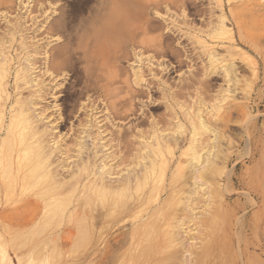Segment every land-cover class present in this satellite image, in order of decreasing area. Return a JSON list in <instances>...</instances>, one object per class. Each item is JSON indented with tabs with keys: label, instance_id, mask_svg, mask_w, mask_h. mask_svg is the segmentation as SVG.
Returning <instances> with one entry per match:
<instances>
[{
	"label": "rangeland",
	"instance_id": "rangeland-1",
	"mask_svg": "<svg viewBox=\"0 0 264 264\" xmlns=\"http://www.w3.org/2000/svg\"><path fill=\"white\" fill-rule=\"evenodd\" d=\"M99 1L100 0H0V40H1L0 41L1 42L0 43V45H1L0 49L5 48L4 51L9 50L10 52H12L11 55H12V57H14L12 64L14 65V67H16L19 62L24 61V60L19 59L20 54H23L25 56L31 55L32 57H30V58L32 60L31 59L30 60L32 61V63H33V61L38 60L39 58L41 60V62L39 60H38L39 62L35 61L37 63V65L39 66L38 67L35 63L37 68H39L38 72H40V73H38V75L41 73L45 74L44 72H45V69H47L46 65H47V61H48L46 58L47 57L46 55H50V56H51V54L54 55V56H51V58L52 59L56 58V59H54L55 61L52 60V62H53V64H55V63L57 64L58 62L60 63L61 61L63 63L65 58H62L61 60H60V58L64 57V56L66 57V54H68L67 52H69L71 50L73 51V54H71L72 53V51H71V53L69 55H67L70 57H71V55H73L71 57L72 60H70V57H66V59H68L70 62H72L73 66H71V64L68 60L67 61L65 60L64 61L65 64L64 63L63 64L61 63V64L66 68H63V66L61 67V64H60L59 67L62 69H60L58 67H57L58 69L57 68L55 69L56 70L55 73L57 72L55 75H57L58 77H56V76L50 77L49 74H46L45 76L44 75L42 76V74H41L40 76L42 78L39 76L40 80L45 79V80H47V82H49V80L52 79L51 82L54 81L57 83L56 92L57 91L58 92L56 93V95H50L45 100V105H48V106H46V108L47 107L50 108V109H48V108L47 109L50 111V113L52 111V116H53L52 118L53 119L55 118V120H56L55 125H56L57 129H56V131H53L54 133L52 132L51 136H53V138L56 137L55 138L56 140H60V139L63 140V139H65L66 134L69 133L67 135L68 136L67 139L70 138L68 140V142H71L69 145L72 146V140L74 142V139L77 138L76 136H80L81 134H83V133H81V132H83V129L86 130V127H88V130L90 129L89 124L87 122V116H86V114H87L86 111L88 109L86 107L89 104L83 103L84 105L82 106V102H89V101L91 102V100H94L93 98L96 99L98 97L97 93H95V91H93V90H90L89 93H86L82 90H85V87H88V86L94 88L95 84H97V83L98 84H105L109 80L111 82L115 80L116 86L119 87V92H121V93H119V95H120L119 101L121 100L120 101V103L122 105V106L120 105L121 108L124 106V108H122V110H128V106L130 105L129 108H133L132 111H134V110H136V111L132 115H130L131 114L130 112H128L127 114L122 113L123 116H126V119H125V117L122 116L115 121L116 126L119 125V126H117V127H119V129L121 128L122 130H124L123 128H125L126 130L119 131L117 133L119 137L116 136V140L114 142L119 140V138L120 139L123 138L122 140H124V137H125L126 140L123 141L124 143H125V141H131L133 139L132 141H134V142H128V143L126 142V143L129 144L128 146H130V143H131V145H132V143H134V144L132 145V148H131V146L127 147V146L123 145L122 140L117 141L118 144L114 143V146L111 149L114 150V147L116 148V146L117 145L118 146L114 151L112 150L114 155L112 154L113 158L112 157L111 158L113 159V161L114 160L117 161L116 164L118 166H121L118 164V162L120 163V159H121V162H123V163H120V164H122V167H119V169H118V166H116L117 168L115 167L117 169V171L115 169L114 172L120 171V173L116 174L112 171V173H113L112 177H115L113 175H117L116 177H120L119 175L126 173L125 171L127 170L128 167L125 168V166H127V165L129 166V164H127L126 161H128V163L131 162L130 164L132 166L136 165L137 170H140L139 168H141V167H139L140 165L138 163L140 160V157L138 158V156H140V154L137 152L138 150L141 151V149H139L141 145L140 146L138 145L140 142L139 135L142 133L140 131H143V134L145 133L144 136L146 138H148V137L150 138L152 135L151 133H154V131H149V127L151 126L149 122L153 119L160 121L159 122L160 124H162L161 122H163V124H164V122L166 121L165 124L163 125L165 127L160 125L161 127H163V129L164 128H166L165 130L168 129L167 131H164L166 139L161 138L160 141L162 143V141L164 140V142L162 144L164 146H165V144H167L165 147L168 146L166 148L167 149L166 152H171V153H168L170 155H168L166 153V155H165L166 160L164 161V166L166 169H168V172L171 176L172 172H173V174L177 173L178 165H181L183 167L182 171L184 169V172H188L191 169L190 164H188L191 160V156H190L191 155V151H190L191 140L190 139H192V137L190 138L189 136L190 135L192 136V131H190V129L193 128V126H192L193 125L192 124V118L194 117L193 115H197V113H198V111H197L198 110V105H197L198 103L197 102H199V101L203 102L204 109H205L203 112V115H205L204 117H205L207 123L210 126H212V128L217 126L218 129L220 130V131H218V133L220 134V132H221V134H222L221 136L218 135L219 139L217 138L218 140H216V144L211 143L212 148L214 147L213 148L214 150H216V149L218 150V151L216 150L218 152L217 153L218 155H221V153L223 152V154H222L223 156L222 155L219 157L217 156L218 157L217 158L214 155V156H212L214 158V160L211 157L212 160H211L210 166H214V167L213 168L209 167V165H208V167L212 170V172L214 171L213 174L215 175V177H213L214 175H212V173H210L211 170L209 168H207V169H209L210 172L207 171L208 173L207 172L204 173V176L206 174V178H208L210 176L208 178V180L211 178V180L214 181V185L211 183V185L214 186L212 188H210L211 185H209V182L211 180L208 182V180L204 177L203 179H200L201 184H203L202 181L204 180L205 184H203L204 185V186H202L203 188L200 187L198 190H196L195 189L196 187L194 188L195 185H193L194 183L191 182L193 180L192 169H191L192 172L189 171V172H191L190 175L188 173H186L189 177L188 178V185H187L188 191L190 192V190H194L193 193H195V194L197 192V194H196V197L198 198L196 200L197 202H199L198 200H200V198H203V197L207 198L208 196L205 195L207 192L211 193L212 196L214 195V197L209 196V198L206 200L203 198L206 202L203 199H202L203 201L200 200V201H202V202H200L201 203L200 206L198 205L199 203H197L195 201V203L197 204L194 206V207H196L195 209H198L199 211L202 210V212H204V210H205L204 214L201 211H200L201 213H198V214H200V216L202 215L201 217H199V219H201V222H202V220H206L205 224L203 226L201 225L202 230L203 229H206V230H203V231L195 230L196 227L198 229H200V226H195L197 224L195 221H194L195 223H193L194 219L191 221L192 224L190 223L189 219H190V217L192 218V216H190V214H192V212L188 211L187 212L188 214H187L186 211L183 212V210H181L182 208L178 209L179 213L186 217V218H184V221L188 220L187 223H189V225L191 226L190 227L185 222L188 225V227H186L187 225H184V228L187 229L188 233L190 232V234H192V236H193V239H190L191 235L184 233V235H187V237L189 238V239L186 238V240H184V242H186V244L188 246H189V243H190L191 247L194 246V247H192L193 251L194 250H196V251L194 252L195 254H193V259L195 258L196 252L198 250L197 245H199V248H200L202 246L203 242H206V243L210 242V244L208 243V245L211 248L208 251L207 256L204 257L205 261L203 262V264L204 263L205 264H208V263L209 264H213V263L216 264L218 262H219L218 264H229L230 262H231L230 264H250V262H251V264H258V263L264 264V208H263L264 202L261 199H259L256 195V190H260L264 186V184H263L264 183L263 182L264 181V158H263L264 157V144H263V142H264V128L262 125V124H264V0H179L181 3L176 2L175 0L174 1L173 0H109L111 2V3L109 2L110 4L107 2L108 0L107 1L103 0L104 3L107 2L108 5L106 3L102 4L103 1L102 2L101 1L99 2ZM98 3H99V5H98ZM177 3H179V4H177ZM103 5H105V6H103ZM96 8H98V11L96 10ZM103 8H108L109 10H105V9L102 10ZM99 9L101 11H99ZM93 10H94V13H92ZM91 13L95 14V17ZM94 18L97 19V22H98L97 24H96V19H94ZM84 19L85 20L87 19V20L85 21ZM59 21H61L60 22L61 26H59ZM125 21H130V24L126 25L124 23ZM145 21L147 22L148 25L144 24V23H146ZM224 22L227 25L226 24L224 25ZM87 23L89 25H87ZM149 23H150V25H149ZM15 24H16V26H15ZM20 24L22 25V27ZM23 24H24V26H23ZM56 24L59 26V28H57L58 26L57 27L55 26ZM81 24H84L86 26H84V25L80 26ZM101 24H103V25H101ZM63 25H65V26H63ZM223 25L226 28L223 27ZM86 27H87V29H85ZM90 29H91V31H89ZM212 29H214L215 31L217 29V31L212 33L211 32ZM22 30H23V32L21 33ZM147 30H148V32H147ZM11 31H13L16 34L12 33ZM99 31H100V34H99L100 38L98 39L95 36L99 33ZM83 32L84 33L86 32L85 36H84ZM144 32H146V33L144 34ZM217 32H218V34H217ZM214 33H216V34L214 35ZM82 34L84 37L89 35V38L87 37L88 39L85 38L87 41L84 39ZM26 36H27V38H26ZM90 37H91V39H90ZM122 37H127V38L131 37L132 39L134 38L136 41V44L133 43L132 45H129V41L127 42L126 38L124 39L125 41L123 43L121 42L119 44L118 41L120 39H122ZM136 37L138 39H136ZM23 38L26 40V42L23 41ZM93 39L96 40V42ZM4 40H5V42H4ZM29 40H32V41L29 42ZM146 40H147V43H146ZM33 41L35 44L31 43ZM138 41H139V44H137ZM24 42L30 43V44H25ZM89 42H90V44H89ZM107 42H109V43L107 44ZM164 43H165V45H164ZM20 44H22V47L20 46ZM31 44H32V46H31L32 48L30 47ZM65 44H67V45L65 46ZM91 44H93L95 47L91 48V46H92ZM153 44H154V46H153ZM137 45L138 46L140 45V46L138 47ZM163 45H164V49L162 48ZM25 46H26V49H25ZM64 46H65V48L67 47L66 49H68V47H69L71 50L68 49V51H66ZM101 48L110 49L109 56L111 57V59H110L111 63L107 69H106V67H104L102 65L101 61L99 62L97 60V58H95V61L97 60L98 63L94 62V61L91 62L92 57H90L91 59L88 58L90 55L89 53L94 52L95 50L101 49ZM123 48H125V49H123ZM21 49L23 51L22 53L20 51ZM63 49H65L64 51L66 54L62 51L64 54H60L61 57H59L60 55L58 54L59 56L57 59L56 54L58 53L59 50H63ZM161 49L166 50V52L165 51L163 52L164 55H163V53H160ZM36 50H38L40 52V54H38V51H36ZM85 50H87L86 53L87 52H89V53L85 54ZM33 51H36L34 53L36 55H34L32 53ZM128 51H131V52H128ZM117 52L119 54H116ZM122 52H124V53H122ZM127 52H128V54L126 56ZM156 52H158V53H156ZM159 53L161 55H159ZM123 54H125V55H123ZM129 54L132 56H130ZM17 55H19L18 60H17ZM86 55H88L87 58L89 60L85 57ZM117 56H118V58H117ZM34 58H35V60H34ZM52 62L50 61L51 64H52ZM66 62L69 66L66 64ZM75 63H77V64L75 65ZM88 63H90L91 65ZM226 63L228 66L226 65ZM149 64H151V65L153 64V66H151ZM40 65H41V67H40ZM74 65L76 68L74 67ZM88 65L89 66L94 65L96 67L98 66L99 68H96L94 66H92L93 68L92 67L90 68V67H88ZM116 65H117V68H116ZM229 65L232 66V68ZM42 66H44V67L42 68ZM53 66H55V65H53ZM87 67L90 68L91 70L96 68V72H94L95 69L90 72L89 71L90 69H88ZM100 67H101V70H100ZM139 67L142 71L143 70L144 71L149 70L147 72L143 71L144 75H145L144 78L146 80L142 83V87H141V85H137L135 83L133 84L131 82V80L133 81V79H134V76L132 78H131V76L134 75L135 69L136 68L139 69ZM227 67L229 69L231 68L230 70H233V71L228 70ZM40 68H42V69H40ZM145 68L147 70H145ZM43 69H44V72L42 71ZM97 69H99L100 71ZM151 69H155V72H154V70L150 71ZM118 70L121 74L120 76H119ZM133 70H134V72H133ZM234 71H235V74H233ZM92 72L94 74H96L98 79L96 78V76H93ZM148 72H149V74H148ZM227 72H228V74H227ZM231 72H233V73L231 74ZM130 73H132V74H130ZM236 73H237V75H236ZM98 75H102L104 78H102V76L98 77ZM234 75H235V78H233ZM46 76H48V77H46ZM129 76H130V79H129ZM146 76L148 79L146 78ZM227 76L228 77L231 76L230 77L231 79H229ZM237 77L239 79H237ZM120 79L123 81L120 82L119 81ZM94 80H95V83H94ZM97 80H98V82H97ZM99 80H102V81L105 80V81L100 82ZM237 80H239V81H237ZM127 81L130 82V85L127 84ZM133 85L134 86L137 85V87H136L137 91L136 92H135L136 88ZM124 86L125 87L127 86V87L125 88ZM57 87H59V88H57ZM78 88H79V90H78ZM120 88L121 89L124 88L126 90L123 89V92H122V90ZM168 88H170L171 92L174 93L175 98L173 100L177 101L178 103L180 102V104L176 105V104H174L173 100L172 101L170 100V99H172V97H170V90ZM59 90H62V91H59ZM70 90L72 91L71 93H70ZM128 91H130V92H128ZM59 92H62V93H59ZM79 92H80V94H79ZM63 93H65V94H63ZM67 93H68V95H67ZM83 94H84V97H83ZM133 94H135V95H133ZM78 95H80V96H78ZM88 95H89V97L90 96L91 97L89 98ZM68 97H70V98H68ZM74 97L78 102L76 100H73ZM80 97H82V98H80ZM67 99L68 100L70 99L68 101V104H67ZM126 100H129V103L130 102L131 103L129 104L128 101L125 103ZM75 101H76V103L74 104ZM70 103H72V105ZM77 103H79V105ZM73 105H74V107H72ZM76 105H78V106L76 107ZM70 107H72V109L74 110V113H73V110L70 109ZM75 107H76V111L74 109ZM68 108H69V110H68ZM84 108H86V109H84ZM216 109H218V111H216ZM221 109H223V110H221ZM188 110L193 115H191L188 112ZM214 110L216 111V114H215ZM219 110H221L222 112H220ZM80 111H82V112H80ZM104 111L105 110L103 109L102 114L104 113L103 115H105V114L107 115V113ZM67 112H68V114L72 113V114H69V116L72 115L73 117L72 116L68 117ZM83 112H84V115H83ZM175 112L182 114V116L180 114V116L182 117V123H183L182 125L185 126V127H183V129L177 128L178 124H176V122H175L176 120L173 119L174 118L173 115L175 114ZM63 113H65V114L63 115ZM80 113H82V115ZM218 113L219 114L222 113V114L219 115ZM225 113H227V114H225ZM229 113H230V115H229ZM188 114H190V115H188ZM224 114L227 116H230L232 118V120H229L228 124H227V122H222L224 119L221 116L222 115L224 116ZM60 115L63 119L60 117ZM77 115H78V117H77ZM64 116H65V118L67 117L69 120L67 118H66L67 119L66 120L64 118ZM185 116H186V118H185ZM216 116H218V117H216ZM80 118H83L84 120L82 121V119H80ZM171 118H172V120H171ZM213 118H214V121H213ZM224 118H226V116H224ZM77 120H78V122H76ZM85 120H86V122H85ZM168 120H169L170 125H168ZM219 120H221L222 124L219 123L220 122ZM60 121H61V123H60ZM81 121H82V123H81ZM141 121H145L146 124H144L143 122H142L143 124L140 126L135 124V123H140ZM83 122H85L86 126H83V125H85ZM117 122H118V124H117ZM171 122H172V124H171ZM65 124H67L68 126ZM198 124H199V122H198ZM198 124H197V127H199ZM64 125L67 127H65ZM166 126H169V128ZM131 127H132V129H131ZM144 128H145V130L147 128L148 131L147 130L144 131ZM175 128H177V129H175ZM71 129H73V130H71ZM76 129H77V131L79 129L80 132L78 133L76 131ZM127 129H128L129 133L126 132ZM130 129L132 130V132ZM150 129H151V127H150ZM74 130H75V132H74ZM187 130H189L190 132H188ZM180 131L183 132L184 134L182 133L183 134L182 135ZM57 132L58 133L60 132L59 133L60 135ZM109 132H111V131H107L108 137L110 136ZM209 132H203L204 137L202 135L203 133L201 132L202 139L204 140L203 144H208V145H205L206 147L202 145V148H203L202 150L203 151L207 150L208 153L212 149L209 142L211 140H213L212 137H214V135H215L214 131H211V133H209ZM63 133L65 136L61 135ZM166 133L170 136L167 137ZM73 134H77V135H74L75 137H73ZM129 134H131V135L129 136ZM146 134H148V135L146 136ZM180 134H181V138H180ZM259 134H260V136H259ZM69 135H70V137H69ZM120 135H126V136L122 137ZM172 135H174V137H176V138L174 139V137ZM210 135H212V136H210ZM255 135H256V137H255ZM127 136H129L128 137L129 139L131 137H133V138L131 140H128L126 138ZM257 136H259V137H257ZM71 137H73V139ZM170 137H173V138L170 139ZM177 137L179 139L176 142ZM222 137H223V139H222ZM206 138H208V139H206ZM67 139H65V142H67L66 141ZM89 139H87V145L90 146L91 140H89ZM109 139L110 140H108V142L111 141L110 137H109ZM173 139H174V141H173ZM205 139L207 140V142ZM220 139H222V140H220ZM217 141H219V142H217ZM68 142H67V144H68ZM120 143H121V145H120ZM135 143H137V145ZM217 143H218V145H217ZM115 144H117V145H115ZM174 144H175V146H174ZM122 145L124 146L123 147L124 149L127 147L126 151H125L126 154L124 153L123 148H121ZM187 145H188V147H187ZM248 145L251 147H248ZM109 146L111 147V145H109ZM133 146L135 147V150H137V151L134 150L135 153L132 150V149H134ZM216 146H219V148H217ZM119 147L123 151H121ZM200 147H198L199 150L201 149ZM204 147L206 150H204ZM208 147L210 148V150ZM220 148H222V149H220ZM169 149H170V151H168ZM171 149H173V151ZM246 149H248V152L246 151ZM85 151H87V153L90 152L87 149ZM127 151H128V153H127ZM73 152H75V151H73ZM129 152H130V154L133 153L134 155L133 156L130 155ZM87 153L85 152V154H84V155H86L85 156L86 158L84 157V155H81V156L85 159V161L89 160V163H91L93 165L94 164L93 162L95 161V159L94 158H93V160L91 158L88 159ZM75 154H77V153L75 152L72 154V151L70 153V155L73 157L71 160L72 162H78L80 160V158L78 160H76L77 157ZM123 154H124V156L125 155L126 156L123 157ZM127 154H129L130 156ZM135 154H136L137 158L134 157ZM215 154H216V152H215ZM127 156H129V158ZM121 157H123L124 159ZM127 158H128V160H125ZM158 158L161 159L160 157H158ZM129 159L130 160L132 159L133 161L134 160L136 161V159H137V161L135 163L132 160L130 161ZM81 160H83V159H81ZM181 160H183V161H181ZM110 161L112 162V160H110ZM212 162H215L216 165H214V163H212ZM256 162L258 163L257 165H256ZM217 163H218V165H220L219 168H217V166H218ZM254 164H255V166H254ZM56 165H57V163L55 165H53L52 167L55 168ZM131 165L129 166L130 168L132 167ZM250 165L254 166L253 170H250V168H251ZM123 166H124V168H123ZM134 166H133V168H135ZM4 167L5 166H2L1 168L3 169ZM57 168H58V166H57ZM214 168L216 170L217 169L218 170L215 171ZM122 169H124L123 173H121V171H123ZM219 169L221 170V172L219 171ZM245 173H246V175H244ZM186 174H185V176H186ZM255 174H257V175L255 176ZM140 175H142V174H140ZM150 177H152V175H150ZM254 177H255V180H254ZM252 180H254V183ZM136 181H137V179H136ZM165 181H166V185H167L166 188L170 191L171 185H169V183H170L169 178H166ZM251 181L253 184L249 183ZM206 182H208V183H206ZM2 183L0 182V185H1L0 186V189H1L0 190V200H1V202H0V215H2V213H8V210L12 211L14 209H18V211H13L11 213V214L15 215V216L11 215V217L12 218L14 217L15 220L19 219V220L25 221V218L27 217V221H29L28 217L31 215L32 216V218L30 216L31 221L35 220L37 222H42V220L45 218L46 215L41 217L42 220H40V216H41V214L42 215L44 214V212H43L44 210L37 209V208L42 206V205L44 206L46 204V202H48L47 199L52 197V196H50V194L47 195L48 192L45 193V192L41 191L40 189H33V190L30 189V190H27L28 192L26 191L23 194L21 192H18L17 195L10 197L5 193V189H2ZM215 183L219 185V188H221V190L219 188L217 190L219 192L221 191L220 193L215 192L216 191ZM70 184H72V186H73L74 183L70 182L68 185H70ZM206 184L209 185V188H207L208 185L206 186ZM221 184H222V186H221ZM192 185H193V187H192ZM72 186H70V188L67 187L70 190H67L65 192L66 193L69 191L71 192V190L73 188ZM152 187H154L153 190L156 187V185L154 184L153 181H151L149 183V186L146 188L147 190L146 189L143 190L144 191L143 195L145 196V200L148 198L147 196L149 194H151L149 191H150V189H152ZM206 188L209 191L206 192L205 191ZM156 189H158V188H156ZM210 189H212L213 192H210ZM214 189H215V191H214ZM185 190L187 191V188H185ZM38 191H39V193H36ZM40 191H41V193H40ZM159 191L163 192L161 189L160 190L158 189V192ZM202 191L204 192V194L202 193ZM154 192H155V190H154ZM198 192H201V194L199 193L201 196L198 194ZM216 193H217V195H216ZM222 193H224L223 198H222ZM36 194H37V196H36ZM39 194H43V195H40L41 197L43 196L42 197L43 199L42 198H41V200L38 199ZM44 194H46L47 197ZM64 194L65 193L61 194L63 196L62 198H64L65 196L68 197V195H64ZM34 195L40 201L39 203H38L37 199H35V200L31 199V198H35V197H33ZM159 195L161 198L162 197L164 198V199H161L163 201L167 198L168 194L159 192ZM197 195L200 196V198ZM215 195L217 198L215 197ZM4 196L6 197L5 198L6 201L4 200ZM48 196H50V197H48ZM218 198H220V200ZM221 198L223 199L222 201H221ZM33 200L35 202L37 201L36 203L38 205L36 203H33ZM44 200H46V201H44ZM28 201H29V203L31 202V205H32V203L34 205H36V208L33 211L34 213L32 212V214L29 211L31 207L28 205L29 204ZM207 201L209 202V204H212L214 202L215 205L212 204V207H211V205H209L207 203ZM254 201L255 202L257 201L256 204L254 203ZM16 202H17V204H16ZM44 202H45V204H44ZM7 203H9V204H7ZM40 203H42V204H40ZM75 203L70 204L71 206H69L68 203H66L67 205L65 204L64 207L62 205H60L64 208V209H62V207H61V210L65 211L66 207H69L71 209L76 210V208L78 209L79 205L78 204L76 205ZM205 203H207V205L209 206V207H207V209H206ZM225 203H227V205ZM18 204H20V205H18ZM26 204L30 207V208L28 207L29 209L27 208ZM218 204L220 205V207ZM221 204H222V207H221ZM228 204H229V206H228ZM73 205L74 206L76 205L78 207L75 206L76 207L75 208ZM20 207L27 208V210L21 209ZM216 207L219 208V211L221 212V214L216 209ZM229 207L233 208V209H230ZM208 208L210 210L212 209L213 211L212 210L209 211ZM58 209H59L58 213L62 212L60 210V208H58ZM58 209H56V211ZM94 210H96V211H94ZM94 210H87V212L91 211V214H92V212H94L92 215H90L92 217V218L90 217V220L93 219L95 221L94 218H96L97 221L93 222V224H91V226L93 225L92 227H94V225H96L94 230H92L91 227H88L89 232H93L94 234L89 235L90 236L89 240H91V239L92 240H91V242L89 241L86 245H84L83 246L84 248L82 247L83 249L81 247H76V245H77L76 241L78 242L80 238L75 237L76 232H77L75 229H77L78 227L76 226L77 228H75L74 223L71 224L69 222L67 225V222H66V224L64 223L63 225H61L60 227H58L55 230V232H59V233L62 231V233H60V239L59 240L63 241L62 239H65L64 241L67 244L66 245L64 241H63L64 244H62L63 242L59 243L60 241L58 240V244L60 246V252H61V255L63 256L64 260H72L71 261L72 264H77V263H79V264H81V263L82 264H92L93 262H94L93 264H98L99 262L101 263L103 261V259H106L108 257V254L110 256V253H108L110 250H112V249L116 250L117 248H119V250L121 249L122 251H124L128 248V244L130 242L128 240H130V238H131V236L129 237L130 232L128 233V231H131V229L133 227L132 224H133V218L134 217H131L132 215L130 213H126V214H123L124 216L121 215V217L119 216L116 219H114L113 221L112 220H105V223H104V220L102 218L103 212L100 211V209L98 210V208L94 209ZM198 210H196V211L199 212ZM222 210H224V211H222ZM196 211H195V213L197 214ZM232 211H233V213H232ZM40 212H42V213H40ZM206 212L211 213V215L207 214ZM230 212H231V217H230ZM97 214H99V216H97ZM203 215L206 217H204ZM207 215L209 218L207 217ZM188 217H189V219H188ZM218 217H219V219H218ZM138 219H140V218H138ZM216 219L220 223H218L217 221L214 222ZM10 220H12V219H10ZM38 220H40V221H38ZM93 220H91V222ZM252 220H255L254 224H253V222H251ZM98 221H99V223H98ZM131 221H132V223H131ZM230 221H231V223H230ZM240 222H242V223H240ZM251 223L253 225H256V227L253 228V225L251 227ZM105 224H107V226ZM217 224L219 226H217V229H215ZM69 225H71V227L66 228ZM102 226H104L105 229ZM192 226L195 228H193ZM106 227H107V229H106ZM130 227H131V229L129 230ZM70 228L72 230H70ZM100 228L102 230L101 231L102 236H100L101 234L100 235L98 234V232L100 233ZM157 228H158V223H157ZM218 228L220 230H218ZM189 229H191V231H189ZM210 229H211V231H210ZM212 229L217 231L216 237L214 236L215 232L212 231ZM64 230H66V231L64 232ZM74 230H75V234L72 233V232H74ZM105 230H107V231H105ZM254 230H256V232H258V233L255 232V235H253ZM69 231H70V233H69ZM196 231H198V232L200 231V233H198ZM204 231H207V232L205 233ZM218 231H219V233H218ZM125 232H127L129 235H127V233H125ZM223 232H225L224 235H223ZM238 232H240L241 234ZM120 233H122V234H120ZM195 233H198V234L195 235ZM201 233H204V234H201ZM0 234L6 235V233L2 230L0 231ZM69 234H71V235H69ZM123 234L125 236H128L129 238L128 237L125 238V236ZM199 234H200L201 238L199 237ZM211 234H213V236ZM238 234H239V236H238ZM225 235H226V237H225ZM234 235H235V238H234ZM121 236L124 238H122ZM223 236H224V238H223ZM71 237L73 239H71ZM97 237L98 238L101 237V239H99V241H98ZM175 237H179V236L177 235V236H174V238ZM194 237H196V238H194ZM202 237H203V239H202ZM210 237H211V239H210ZM253 237H255V238H253ZM77 238H79V239H77ZM118 238H119V240H118ZM230 238H232V239H230ZM241 238H242V240H241ZM257 238L260 241H257ZM70 239H71V241H70ZM115 239L118 240L119 243H118V241L116 242ZM126 239H127V241H125ZM122 240H124L127 243L123 242ZM152 240H153V237L151 238V241ZM190 240H191V242H190ZM72 241L75 242V244H76V245L74 244L75 247L73 246ZM97 241L99 242L98 243L99 245L101 244L100 246L96 243ZM100 241H101V243H100ZM180 241H182V239H180V238L176 240L177 247L179 249H181V247L183 248V241H182V245H179V244H181ZM107 242H109V243H107ZM200 242H202V243H200ZM222 242H224L225 245ZM110 243L112 246L110 245ZM115 243H117V244H115ZM122 243L124 246L121 245ZM227 244H228V246H227ZM113 245L116 249L113 247ZM119 245H120V247H119ZM72 246L74 247V249L78 248V251L81 248L79 252L77 250H74L75 252H73V254L77 253L76 254L77 257H76V255L74 256L73 254H71L73 251ZM95 246L96 247L98 246V247L96 248ZM121 246H122V248H121ZM238 246H239V248L240 247L241 248L239 249V252L237 253ZM70 247H72V249ZM93 247H95V248H93ZM66 248H67V250L65 252ZM90 249H91V251H90ZM107 249H110V250H107ZM70 250H71V252L69 255H73L72 257H70L69 255H68L69 257L67 256V254ZM83 250H84V252H82ZM215 250H216V252H215ZM228 250H229V253H228ZM9 251H10V254L12 257L11 263H13V262L18 263L19 259H18L17 253L12 249H9ZM82 253H83V255H81ZM87 253H88V256H87ZM89 253H91V254H89ZM79 255H81V256L79 257ZM210 255L212 256V258ZM217 255L219 257H217ZM208 256H209V259H208ZM256 256H257L258 260H260L261 262L257 261ZM86 257H88V258H86ZM171 258H172L171 256L168 257L169 262L174 263L176 260H173ZM217 258H219V259H217ZM230 258H231V260H230ZM216 259H217V261H216ZM186 263L189 264L188 262H186ZM0 264H9V263H4L0 260Z\"/></svg>",
	"mask_w": 264,
	"mask_h": 264
},
{
	"label": "bare ground",
	"instance_id": "bare-ground-1",
	"mask_svg": "<svg viewBox=\"0 0 264 264\" xmlns=\"http://www.w3.org/2000/svg\"><path fill=\"white\" fill-rule=\"evenodd\" d=\"M101 2L103 0H100ZM99 1V2H100ZM107 1V0H106ZM174 1V0H173ZM176 2H180L179 0H175ZM108 3L110 2L109 0L107 1ZM105 2L107 5L108 3ZM104 1L102 4H105ZM111 3V2H110ZM109 3V4H110ZM181 3V2H180ZM101 4V3H100ZM179 4V3H177ZM185 4V3H184ZM99 5V3H98ZM106 5V6H107ZM105 6V5H103ZM102 7V6H101ZM100 7V8H101ZM109 10L108 8H103L102 10ZM96 10L98 11V8H96ZM99 11H101L99 9ZM96 12V11H95ZM94 13V10L93 12ZM91 13V14H92ZM102 13V12H101ZM100 14V13H99ZM98 14V15H99ZM94 17H95V14H92ZM104 16V15H103ZM98 17V16H97ZM96 17V18H97ZM106 17V16H105ZM224 17V16H223ZM94 18V19H96ZM104 18V17H103ZM85 20V19H84ZM87 20V19H86ZM85 20V21H86ZM224 20V19H223ZM64 21V20H63ZM62 21V22H63ZM60 22L59 21V26L60 25ZM84 22V21H83ZM89 22V21H88ZM101 22V21H100ZM146 22V21H145ZM22 23V22H21ZM64 23V22H63ZM97 19H96V24H97ZM102 23V22H101ZM126 25L127 24H130V21H125L124 22ZM65 24V23H64ZM100 24V23H99ZM145 25L147 24L144 23ZM223 24V23H222ZM226 23L224 22V25ZM21 25V24H20ZM66 25V24H65ZM63 25V26H65ZM84 24H81L80 26H82ZM87 25H89L87 23ZM91 25V24H90ZM103 25V24H101ZM148 25V24H147ZM150 25V23H149ZM223 25V27H225ZM227 25V24H226ZM16 26V24H15ZM24 26V24H23ZM56 27L58 26L57 24L55 25ZM59 26L57 28H59ZM86 26V25H84ZM22 27V25H21ZM55 27V28H56ZM148 27V26H147ZM149 28V27H148ZM226 28V27H225ZM22 29V28H21ZM87 29V27L85 28ZM89 29V28H88ZM145 29V28H144ZM147 29V28H146ZM225 30V29H224ZM91 31V29L89 30ZM143 31V30H142ZM217 31V29H216ZM214 29L211 30V32H216ZM12 33H14L13 31H11ZM23 32V30L21 31V33ZM94 32V31H93ZM148 32V30H147ZM20 33V34H21ZM86 33V32H85ZM85 33L83 32L84 36H85ZM146 32H144L145 34ZM222 33V32H221ZM16 34V33H14ZM82 34V36H83ZM97 34V33H96ZM100 31L99 33L95 36L96 38H100ZM216 33H214L215 35ZM218 34V32H217ZM137 35V34H136ZM11 36V35H10ZM30 36V35H29ZM28 36V37H29ZM83 36V37H84ZM14 37V36H13ZM25 37V36H24ZM31 37V36H30ZM89 38V35H87L86 37H84V39H88ZM92 37V36H91ZM90 37V39H91ZM138 37V36H137ZM136 37V39H138ZM27 38V36H26ZM95 38V39H96ZM127 39V42L129 41V45H132L133 43L136 44V41L135 39L133 40L131 37H122V39H120L118 42L119 44L122 42H124L125 40L124 39ZM30 39V38H29ZM85 39V40H86ZM145 39V38H144ZM147 39V38H146ZM18 40V39H17ZM94 40V39H93ZM1 41V40H0ZM8 41V40H7ZM10 41V40H9ZM23 41L26 42V40L23 38ZM32 41V40H29V42ZM87 41V40H86ZM96 42V40H94ZM3 42V41H2ZM5 42V40H4ZM3 42V43H4ZM24 42V43H25ZM126 42V43H127ZM157 42V41H156ZM155 42V43H156ZM1 43V42H0ZM9 43V42H8ZM22 43V42H21ZM31 43H34L31 42ZM37 43V42H36ZM68 43V42H67ZM70 43V42H69ZM92 43V42H91ZM109 42H107L108 44ZM146 43H147V40H146ZM158 43V42H157ZM5 44V43H4ZM25 44H30V43H25ZM35 44V43H34ZM33 44V45H34ZM86 44V43H85ZM90 44V42H89ZM88 44V45H89ZM139 44V41L138 43ZM160 44V43H159ZM67 44H65L66 46ZM84 45V44H83ZM91 48L92 47H95L93 44H91ZM158 45V44H157ZM165 45V43H164ZM164 45H163V49H164ZM1 46V45H0ZM20 46L22 47V44H20ZM24 46V45H23ZM27 46V45H26ZM26 46H25V49H26ZM32 46V44L30 45V47ZM64 46V48H65ZM69 46V45H68ZM138 46V45H137ZM140 46V45H139ZM138 46V47H139ZM154 46V44H153ZM29 47V48H30ZM124 47V46H123ZM11 48V47H10ZM28 48V47H27ZM32 48V47H31ZM63 48V47H62ZM67 48V47H66ZM65 48V49H66ZM87 48V47H86ZM166 48V47H165ZM5 48H1L0 49V182L2 183V189H5V193L8 195V196H15L18 194V192H21L22 194L25 193L27 190H33V189H40L41 191L47 193V195L50 194V197L48 200V202H44V206H40L38 207L37 209H42L44 210V214L40 216V220L41 217L45 216V218L42 220V222H37V221H31L30 220V216L28 217V220L27 221V217L25 218V221L24 220H19V219H16L12 216H15L14 214H11L13 211H18V209H14L12 211H9L8 210V213H2V215H0V231H4L6 233V235L4 234H0V260L4 263H9V264H72V260H64L63 259V256L61 255V252H60V246L58 244V240L60 239V233H62V231L59 233V232H55V230L60 227L61 225H63L64 223L66 224L67 222V225L68 223L70 222L71 224L74 223L75 224V229L77 232H76V236L75 237H79L77 239H79V241L77 242L76 241V244L74 241L73 242V246L75 247H83L84 245H86L89 241L91 242V240H89L91 234H94L93 232H89V229L88 227H91L92 230H94L95 226L92 227L91 224H93V222H96V218L95 221L93 219L92 222L90 220V215H92L94 212H92L91 214V211L87 212V210H94V209H97L98 210L100 209V211L103 212V215H102V218L104 220V223H105V220H114L116 219L117 217H121L124 216L123 214H126V213H130L132 216L131 217H134L133 218V227L131 229V227L129 228V230L131 229V231H128V233L130 232V235L127 233V235H129V237L131 236L129 244H128V248L124 251H122L121 249L119 250V248H115L114 245L113 247L116 249V250H110V249H107V250H110L108 253H110V256L108 254V257L106 259H103V261L98 264H187L186 262H188L189 264H203V262L205 261L204 260V257L207 256L208 254V251L210 250L211 247H209L208 243L210 244V242L206 243V242H200L202 243V246L199 248V245L198 246V250L196 252V256L195 258L193 259V254H195L194 252L196 250L193 251V248L194 246H190V243H189V246L186 244V242H184V240H186L187 235H184V233H187V234H190V232L188 233L187 229L184 228V225H189L188 220L187 221H184V218H186L184 215L180 214L179 213V208H182L181 210H183V212L186 211V213L189 211L192 212V214H190V216H192V218L188 217L190 223L191 221L193 220V223L196 222L197 225L195 226H200V229H198L197 227H193L195 228V230H206V229H203L201 228V225L203 226L205 224V221L206 220H202L201 222V219H199L200 214L198 213H201L202 210H198V209H195L196 207H194L195 205H197L195 203V201L198 199L196 197V194L193 193L194 190H190V192L188 191V175L186 173H188L189 175L191 174V172L193 173L192 175V178L193 180L191 181L192 183H194L193 185L194 188L196 190H198L200 187L204 186L203 184L204 183V180L202 181L203 184H201V180L200 179H203L204 177L206 178V174L204 176V173H206L207 171L210 172V168L209 167H214V166H210L211 164V160L214 158L212 156H221L223 154V152L221 153V155H218L217 151L214 150L212 148V144H216V140L219 139L218 135H222L221 132L220 134L218 133V131H220L218 129L217 126H215L214 128H212V126H210L206 119H205V115H203V112H204V104L203 102H197L198 104V113L197 115H193L189 110L188 112L193 115L194 117L192 118V126L193 128L190 129V131H192V136L190 135L189 137L192 139L191 140V160L188 164H190V167L192 169L189 170L191 172H184V169L182 171V166L181 165H178V171L177 173L173 174V170L171 171V176L168 172V169L165 168L164 166V161L166 160L165 159V155L166 153H171V152H166L167 151V147H165L167 144H165V146L162 144L164 142V140L162 141L161 143V138L162 139H166L165 137V133L164 131H167L165 130L166 128L163 129V126L165 124H163V122H161L162 124H160L159 122L160 121H157V120H151L149 123H150V127H149V131H154V133H151V137L149 138H146L144 135L145 133L143 134V131H140L142 132L140 135H139V146L141 149V151H137L135 150V147L134 149H132L133 151H137L140 156H138V158L140 157V160H139V168L140 170H137L136 168V165L134 166L135 168H133V166L130 164L131 160L129 161L130 163L127 162V164H129V166L131 165L132 167L130 168L128 165L125 166L128 167L127 170L125 171L126 173H123L124 172V169H122L123 171H121V173H123L122 175H119L120 177H116L117 175H113L115 177H112V171L114 172L115 169L117 168L116 166H118L116 164V160L113 161V152L111 148H113L114 146V143H117V141L119 140H122L123 136H126V135H120L122 136L119 140H117L116 142H114L116 140V136H118V132L119 131H124L126 130L125 128H123L124 130H122L121 128L119 129V125L116 126V120L119 119L120 117H122V113H125L127 114L128 112H130L132 114H134V111L133 108H129L130 105L128 106V110H122V108H124V106L121 108V103L119 101V87L116 86V81H108L107 83L105 84H95L94 88L92 87H85V90H82L86 93H89L90 90H93L95 91V93H97L98 97L95 99L93 98L94 100H91V102H82V106L84 105L83 103H87L89 105H87L86 108L87 109V122L89 124V127L90 129L88 130V127H86V130L83 129V134H81L80 136H76L77 138L74 139V142L72 140V146L69 145L71 142H68V140L70 139H67V135L69 134H66V137L65 139H67L66 141L68 142H65V139L63 140H56L55 138H53L52 135V132L53 131H56V125H55V118L53 119L52 117V111L50 113V111L48 109L50 108H46V106L48 105H45V100L48 96L50 95H56V86H57V83L56 82H51L52 79L49 80V82H47V80L45 79H39V76L42 74V76L46 75V74H49L50 77H58L57 75H55V69L58 67L60 68V64L62 63V61L59 63H55L53 64L52 60L56 59V58H51V56H54L51 54L50 55H46L47 57V69H45V72H44V69L42 70L45 74L41 73L38 75V70L39 68H37V62H41L40 58L38 60H34L33 63H32V59L30 57H32L31 55L29 56H25L23 54H20V58H19V55H17V60L18 58L20 60H24L22 62H19L17 64L16 67H14V65L12 64V61L14 59V57H12L11 53L9 50H6L4 51ZM24 49V50H25ZM38 49V48H37ZM61 49V48H60ZM65 49L63 50H59L58 53L56 54V57L58 59V56L60 54H64L65 53ZM68 49H70L68 47ZM68 49H66V51H68ZM125 49V48H123ZM137 49V48H136ZM157 49V48H156ZM161 49L160 50V53H163L164 51L166 52V50H163ZM18 50V49H17ZM40 50V49H39ZM71 50V49H70ZM21 53L23 52L22 49L20 50ZM38 51V50H36ZM36 51H33L32 53L34 54ZM64 53H63V52ZM72 51V50H71ZM71 51L67 52L68 54H66V57H70V56H67L71 53ZM87 50H85V54H88L89 52L86 53ZM91 51V50H90ZM120 51V50H119ZM124 51V50H123ZM19 52V51H18ZM109 52H110V49H104V48H101V49H97L95 50L94 52H91L89 53V57H92V61L94 62H97L98 61L102 62V65L104 67H106V69L108 68V66L110 65V59L111 57L109 56ZM112 52V51H111ZM128 52H131V51H128ZM128 52L126 53V56L128 54ZM136 52V51H135ZM124 53V52H122ZM121 53V54H122ZM158 53V52H156ZM159 53V55H161ZM213 53V52H212ZM18 54V53H17ZM29 54V53H28ZM38 54H40V52L38 51ZM59 54V55H58ZM73 54V51L72 53ZM116 54H119L118 52ZM120 54V55H121ZM131 54V53H130ZM129 54V55H130ZM139 54V53H138ZM36 55V54H34ZM119 55V56H120ZM125 55V54H123ZM122 55V56H123ZM158 55V54H157ZM164 55V53H163ZM23 56V57H22ZM73 55H71L72 57ZM88 55H86L85 57L87 58ZM132 56V55H130ZM61 57V55L59 56ZM66 57H61L60 60L62 58H65L64 61L68 60L66 59ZM70 57V60H72V58ZM94 57V58H93ZM121 57V56H120ZM119 57V58H120ZM129 57V56H128ZM215 57V56H214ZM87 58V59H88ZM95 58H97V60L95 61ZM118 58V56H117ZM31 59V60H30ZM86 59V60H87ZM91 59V58H90ZM94 59V60H93ZM121 59V58H120ZM46 60V59H45ZM52 62V64L50 63V61ZM89 60V59H88ZM87 60V61H88ZM55 61V60H54ZM63 61V63H64ZM69 61V60H68ZM18 62V61H17ZM70 62V61H69ZM90 62V61H89ZM93 62V63H94ZM152 62V61H151ZM150 62V63H151ZM36 63V65H35ZM43 63V62H42ZM62 63V64H63ZM74 63V62H73ZM40 64V63H39ZM46 64V63H45ZM44 64V65H45ZM61 64V67L63 66ZM65 64V63H64ZM67 64V62H66ZM71 66L72 65V62H70ZM77 63H75L76 65ZM90 64V63H88ZM42 65V64H41ZM40 65V67H41ZM55 65V66H53ZM68 65V64H67ZM74 65V67H75ZM91 65V64H90ZM98 65V64H97ZM151 65V64H149ZM227 65V63H226ZM231 65V64H230ZM229 65V66H230ZM69 66V65H68ZM94 66V65H92ZM92 66H89L88 67H92ZM153 66V64L151 65ZM228 66V65H227ZM39 67V66H38ZM44 66H42L43 68ZM87 67V68H88ZM96 67V66H94ZM232 68V66H230ZM40 68V69H42ZM46 68V67H45ZM57 68V69H58ZM63 68H66L63 66ZM72 68V67H71ZM76 68V67H75ZM88 68V69H90ZM93 68V67H92ZM96 68H99L98 66ZM96 68L94 72H96ZM116 68H117V65H116ZM142 68V67H141ZM152 68V67H151ZM230 68V69H231ZM62 69V68H60ZM59 69V70H60ZM68 69V68H67ZM74 69V68H73ZM87 69V70H88ZM92 69V70H94ZM103 69V68H102ZM105 69V70H106ZM137 69V70H136ZM135 69V72H134V75L131 76V78L134 76V79L133 81L131 80V82L134 84H137V85H141L142 87V83L146 80L144 78V72H147L149 70H147L145 68V70L147 71H142L139 67ZM167 69V68H166ZM165 69V70H166ZM228 70H230L228 67H227ZM91 69L89 70L90 72L92 71ZM99 70V69H97ZM100 70H101V67H100ZM99 70V71H100ZM104 70V71H105ZM154 70L155 72V69H151L150 71ZM230 71H233V70H230ZM88 72V71H87ZM89 72V73H90ZM107 72V71H106ZM119 72V70H118ZM93 73V72H92ZM230 73V72H229ZM233 72H231L232 74ZM132 74V73H130ZM146 74V73H145ZM149 74V72H148ZM155 74V73H154ZM153 74V75H154ZM228 74V72H227ZM235 74V71L234 73ZM92 75V74H91ZM120 72H119V76H120ZM237 75V73H236ZM93 76H96V74L93 73ZM99 76H102V75H98ZM115 76V75H114ZM232 76V75H231ZM230 76V77H231ZM41 77V76H40ZM48 77V76H46ZM49 77V78H50ZM228 77V76H227ZM230 77H228L229 79H231ZM42 78V77H41ZM97 78V76H96ZM101 78V77H100ZM102 78H104L102 76ZM147 78V76H146ZM233 78H235V75L233 76ZM80 79V78H79ZM95 79V78H94ZM98 79V78H97ZM129 79H130V76H129ZM148 79V78H147ZM237 79H239L237 77ZM96 80V79H95ZM95 80H94V83H95ZM103 80V79H102ZM102 80H99L100 82ZM235 80V79H234ZM57 81V80H56ZM81 81V80H80ZM105 81V80H104ZM102 81V82H104ZM120 82L123 81V80H119ZM118 81V82H119ZM230 81V80H229ZM239 81V80H237ZM236 81V82H237ZM58 82V81H57ZM98 82V80H97ZM117 82V83H118ZM235 82V81H234ZM78 83V82H77ZM81 83V82H80ZM124 83V82H123ZM146 83V82H145ZM127 84L130 85V82L127 81ZM75 85V84H74ZM78 85V84H77ZM80 85V84H79ZM134 86L135 88L137 87ZM145 85V84H144ZM72 87V86H71ZM75 87V86H74ZM78 87V86H77ZM125 87V86H124ZM127 87V86H126ZM125 87V88H126ZM139 87V86H138ZM59 88V87H57ZM68 89V88H67ZM72 89V88H71ZM74 89V88H73ZM121 89V88H120ZM124 89V88H123ZM123 89L122 92H123ZM128 89V88H127ZM133 89V88H132ZM139 89V88H138ZM170 90V88H168ZM65 90V89H64ZM79 90V88H78ZM80 90V91H81ZM126 90V89H124ZM130 90V89H129ZM59 91H62V90H59ZM137 91V88L135 89V92ZM64 92V91H63ZM68 92V91H67ZM72 91L70 90V93ZM83 92V93H84ZM130 92V91H128ZM59 93H62V92H59ZM65 94V93H63ZM80 94V92H79ZM82 94V93H81ZM132 94V93H131ZM68 95V93H67ZM135 95V94H133ZM66 96V95H65ZM71 96V95H70ZM80 96V95H78ZM132 96V95H131ZM54 97V96H53ZM83 97H84V94H83ZM89 97V95H88ZM91 97V96H90ZM89 97V98H90ZM134 97V96H133ZM170 97H172V99H170L171 101L175 98L174 96V93L171 92L170 90ZM70 98V97H68ZM82 98V97H80ZM135 98V97H134ZM70 100V99H69ZM67 99V104H68V101ZM73 100H76L75 97ZM135 100V99H134ZM66 101V100H65ZM77 101V100H76ZM76 101L74 102V104L76 103ZM128 101L129 103V100H126L125 103ZM131 101V100H130ZM202 101V100H201ZM78 102V101H77ZM124 102V101H123ZM174 104H180V102L178 103L177 101L173 100ZM177 102V103H176ZM73 103V102H72ZM72 103H70L72 105ZM127 103V104H128ZM131 103V102H130ZM129 103V104H130ZM79 105V103H77ZM76 105V107L78 106ZM103 105V106H102ZM121 105V106H120ZM132 105V104H131ZM134 105V104H133ZM135 106V105H134ZM181 106V105H180ZM51 107V106H50ZM74 107V105L72 106ZM72 107H70L71 110ZM76 107L74 108L75 111H76ZM85 107V106H84ZM182 107V106H181ZM241 107V106H240ZM84 108V109H86ZM103 109L105 110L104 112L107 113V115H103L102 112H103ZM135 109V108H134ZM220 109V108H219ZM234 109V108H233ZM69 110V108H68ZM223 110V109H221ZM221 110H219L220 112H222ZM85 111V110H84ZM215 111V110H214ZM216 111H218V109H216ZM216 111H215V114H216ZM82 112V111H80ZM227 112V111H226ZM73 113H74V110H73ZM187 113V112H186ZM213 113V112H212ZM211 113V114H212ZM54 114V113H53ZM65 113H63L64 115ZM69 114H72V113H69ZM68 112H67V115L68 117H71L72 115L69 116ZM82 115V113H80ZM181 114V113H180ZM180 114L178 112H175V114L173 115V119L176 120V124H178V129H183V126L182 124V114L180 116ZM188 114V115H190ZM214 114V113H213ZM219 114V113H218ZM217 114V115H218ZM222 114V113H220ZM219 114V115H220ZM227 114V113H225ZM226 118H224V116L222 115L221 117H223V121L222 122H229V120H232V118L230 116H227L225 115ZM83 115H84V112H83ZM186 115V114H185ZM187 115V116H188ZM209 115V114H208ZM218 115V116H219ZM230 115V113H229ZM106 116V117H105ZM210 116V115H209ZM215 116V115H214ZM216 116V117H218ZM61 117V115H60ZM59 117V118H60ZM73 117V116H72ZM78 117V115H77ZM105 117V118H104ZM125 117L126 119V116H123ZM128 117V116H127ZM213 117V116H212ZM211 117V118H212ZM62 118V117H61ZM65 118V116H64ZM67 118V117H66ZM65 118V119H66ZM186 118V116H185ZM190 118V117H189ZM209 118V117H208ZM231 118V119H230ZM63 119V118H62ZM61 119V120H62ZM68 119V118H67ZM66 119V120H67ZM79 119V118H78ZM82 119V121L84 120L83 118H80ZM122 119V118H121ZM221 119V118H220ZM54 120V121H53ZM65 120V121H66ZM69 120V119H68ZM172 120V118H171ZM191 120V119H190ZM71 121V120H70ZM69 121V122H70ZM81 121V123H82ZM213 121H214V118H213ZM216 121V120H215ZM218 121V120H217ZM221 122V120H219ZM54 122V123H53ZM64 122V121H63ZM78 122V120L76 121ZM86 122V120H85ZM85 122H83L85 124ZM139 122V121H138ZM145 123V121H141L140 123H135L136 125L140 126L142 125L143 123ZM191 122V121H190ZM199 122V124H198ZM61 123V121H60ZM59 123V124H60ZM65 123V122H64ZM174 123V122H173ZM215 123V122H214ZM68 124V123H67ZM65 124V125H67ZM118 124V122H117ZM172 124V122H171ZM175 124V123H174ZM197 124L198 126L200 127H197ZM64 125V126H65ZM74 125V124H73ZM76 125V124H75ZM160 125H162L163 127H161ZM168 125H170L169 123V120H168ZM263 125V128H264V124ZM63 126V125H62ZM68 126V125H67ZM65 126V127H67ZM72 126V125H71ZM83 126H86L83 125ZM175 126V125H174ZM191 126V125H190ZM121 127V126H120ZM169 128V126H166ZM171 127V126H170ZM71 128V127H70ZM77 128V127H76ZM175 128V129H177ZM187 128V127H186ZM69 129V128H68ZM75 129V128H74ZM132 129V127H131ZM130 129V130H131ZM173 129V128H172ZM73 130V129H71ZM88 130V131H87ZM129 130V131H130ZM147 130V128H146ZM145 128H144V131H146ZM185 130V129H184ZM183 130V131H184ZM77 131V129H76ZM107 131H111L109 132L110 133V138H111V141L108 142L109 137H108V133ZM134 131V130H133ZM148 131V130H147ZM188 132H190L189 130H187ZM210 131V132H209ZM211 131H214V137L213 140H211L209 137V139L212 141H210V145H211V150L210 152L208 153V151L205 149V145H208V144H203V139H202V135L204 137V133L203 132H209L211 133ZM263 131V130H262ZM75 132V130H74ZM78 133L80 132L79 129L77 131ZM128 132V129L127 131ZM132 132V130H131ZM181 132V131H180ZM201 132L203 133L201 135ZM216 132V133H215ZM257 132V131H256ZM54 133V132H53ZM58 133V132H57ZM60 133V132H59ZM58 133V134H59ZM125 133V132H124ZM129 133V132H128ZM179 133V132H178ZM183 132H181L182 134ZM218 133V134H217ZM127 134V133H126ZM177 134V133H176ZM181 134H180V138H181ZM184 134V133H183ZM182 134V135H183ZM56 135V134H55ZM54 135V136H55ZM60 135V134H59ZM61 135H64L61 134ZM74 135H77V134H73V137H75ZM128 135V134H127ZM131 134H129L130 136ZM133 135V134H132ZM148 134H146L147 136ZM258 135V134H257ZM58 136V135H57ZM65 136V135H64ZM72 136V135H71ZM113 138H112V137ZM129 136H127L126 138L128 140H131L133 137H131L130 139L128 138ZM166 136H170L166 133ZM174 137V135H172ZM178 136V135H177ZM209 136V135H208ZM212 136V135H210ZM260 136V134H259ZM257 136V137H259ZM63 137V136H62ZM70 137V135H69ZM73 137H71L73 139ZM173 137H170L173 138ZM179 137V136H178ZM177 137L176 139V142L177 140L179 139ZM256 137V135H255ZM58 138V137H57ZM61 138V137H60ZM64 138V137H63ZM90 138V139H89ZM176 137H174L175 139ZM206 138V139H208ZM218 138V139H217ZM55 139V140H54ZM87 139L91 140L90 141V146L87 145ZM173 139V141H174ZM205 139V140H206ZM223 139V137H222ZM220 139V140H222ZM124 140L125 137H124ZM122 140V142L124 141ZM133 140V139H132ZM125 141V143L123 142L122 144L127 146V147H130L132 148V145L134 143H130V146H128L129 144H127L128 142H134V141ZM181 140V139H180ZM219 140V141H220ZM226 140V139H225ZM168 141V140H167ZM166 141V142H167ZM209 141V140H208ZM217 141V142H219ZM259 141V140H258ZM127 142V143H126ZM207 142V140H206ZM205 142V143H206ZM74 143V144H73ZM173 143V142H172ZM251 143V142H250ZM118 144V143H117ZM115 144V145H117ZM127 144V145H126ZM137 145V143H135ZM176 144V143H175ZM174 144V146H175ZM200 144V145H199ZM264 144V142H263ZM262 144V145H263ZM111 145V147L109 146ZM121 145V143H120ZM119 145V146H120ZM122 145L121 148H123L124 146ZM202 145L205 146L204 147V150L206 151H203L202 149ZM209 145V146H210ZM218 145V143H217ZM258 145V144H257ZM74 146V147H73ZM109 146V147H108ZM118 146V145H117ZM116 146V148H117ZM201 146V147H200ZM221 146V145H220ZM126 147V148H127ZM137 147V146H136ZM188 147V145H187ZM200 147L201 149L199 150ZM217 148H219V146H216ZM215 147V148H216ZM248 147H251L248 145ZM114 147V150L116 149ZM120 148V147H119ZM120 148V150H121ZM126 148L124 150V153L126 151ZM170 148V147H169ZM172 148V147H171ZM89 150L90 152L87 153V151L85 150ZM129 149V148H128ZM138 149V148H137ZM175 149V148H174ZM186 149V148H185ZM222 149V148H220ZM249 149V148H248ZM248 149H246V151L248 152ZM113 150V151H114ZM121 150V151H123ZM131 150V151H132ZM173 151V149H171ZM188 150V149H187ZM72 151V154L73 153H77L75 154L77 159L78 160L80 158L83 159V160H79L78 162H72V156L70 155ZM75 151V152H73ZM134 151V153H135ZM170 151V149L168 150ZM216 154H215V152ZM225 151V150H224ZM85 152L87 153V158L88 159H92L93 158L95 159V161L93 162L94 164L92 165L91 163H89V160L85 161V159L81 156V155H84ZM116 152V151H115ZM118 152V151H117ZM186 152V151H185ZM119 153V152H118ZM128 153V151H127ZM132 153V152H131ZM189 153V152H188ZM113 154V155H112ZM126 154V153H125ZM130 154V152H129ZM127 154V155H129ZM225 154V153H224ZM118 155V154H117ZM116 155V156H117ZM130 155H134L133 153L130 154ZM129 155V156H130ZM170 155V154H168ZM86 155H84L85 157ZM126 156V155H125ZM124 154H123V157H125ZM129 156H127L129 158ZM131 156V157H132ZM188 156V155H187ZM223 156V155H222ZM75 157V158H76ZM112 157V158H111ZM118 157V156H117ZM121 157V158H123ZM136 157V154L135 156ZM133 157V158H134ZM158 157H160L161 159H159ZM212 157V159H211ZM215 157V158H216ZM217 157V158H218ZM86 158V157H85ZM125 159V160H128ZM137 158V157H136ZM173 158V157H172ZM216 158V159H217ZM264 158V157H263ZM115 159V158H114ZM124 159V158H123ZM135 159V158H134ZM190 159V158H189ZM75 160V161H76ZM112 160V162L110 161ZM147 160V161H146ZM258 160V159H257ZM123 161V160H122ZM133 161V160H132ZM137 161V159H136ZM136 161L134 160L133 162L136 163ZM177 161V160H176ZM183 161V160H181ZM188 161V160H187ZM186 161V162H187ZM218 161V160H217ZM147 162V163H146ZM167 162V161H166ZM171 162V161H170ZM255 162V161H254ZM57 163V165L54 167H52L53 165H55ZM120 163H123L121 162V159H120ZM118 162L119 165L121 166H118V169L119 167H122V164H120ZM134 163V164H135ZM215 164V162H212ZM180 164V163H179ZM186 164V163H185ZM258 163L256 162V165ZM209 165V167H208ZM218 165V163H217ZM253 165V164H252ZM2 166H5L3 169L1 168ZM58 166V168H57ZM123 166V168H124ZM187 166V165H186ZM220 165L217 166V168H219ZM255 166V164H254ZM254 166H251L250 167V170H253V167ZM259 166V165H258ZM116 167V168H115ZM189 167V168H190ZM209 168V169H207ZM2 169V170H1ZM114 169V170H113ZM174 169V168H173ZM215 169V168H214ZM221 169V168H220ZM219 169V171L221 172V170ZM218 170V169H217ZM215 169V171H217ZM117 171V169H116ZM257 171V170H256ZM143 172V173H142ZM214 172V171H213ZM211 170L210 173H212V175H214ZM114 173H120L119 172H114ZM208 173V172H207ZM247 173V172H246ZM246 173L244 175H246ZM142 174V175H140ZM186 174V176H185ZM218 174V173H217ZM258 174V173H257ZM255 174V176L257 175ZM150 175H152V177H150ZM208 175V174H207ZM211 175V174H210ZM248 175V174H247ZM208 177V176H207ZM210 177V176H209ZM208 177V178H209ZM215 177V175L213 176ZM166 178H169L170 180V183L169 185H171V189L170 191L166 188L167 185H166V181L165 179ZM191 178V179H192ZM208 178H206L208 180ZM137 179V181H136ZM190 179V180H191ZM211 180V178L208 180V182ZM254 180H255V177H254ZM254 180L253 183H254ZM76 181V182H75ZM153 181L154 184L156 185L155 187V192L153 190L154 187H152V189H150V193L147 197L146 200H145V196L143 195V190H145L148 186H149V183ZM206 181V180H205ZM212 181V182H211ZM209 182V185H211V183L214 185V181L211 180ZM251 182H249L250 184H253ZM74 183L73 186L72 184L68 185L69 183ZM135 182V183H134ZM206 182V183H208ZM258 182V181H257ZM264 182V181H263ZM217 183V182H216ZM215 183V189L214 191L215 192H218L220 193L218 190L219 188V185ZM220 184V183H219ZM264 184V183H263ZM191 185V184H190ZM192 185V187H193ZM208 184H206L207 186ZM209 185L207 188H209ZM213 185L210 186V188L214 187ZM1 186V185H0ZM70 186H72V190L71 192H65L67 190H70L68 189L67 187L70 188ZM222 186V184H221ZM220 186V187H221ZM249 186V185H248ZM170 187V186H169ZM264 187V186H263ZM262 187V189L260 190H256V195L259 199H261L263 202H264V188ZM67 188V189H66ZM158 188L159 190L161 189L163 192L159 191L160 193H167V198L165 200H161V199H164L163 197L161 198L160 195H159V192H158ZM185 188H187V191L185 190ZM190 188V187H189ZM203 188V187H202ZM206 188V192L209 191L207 190ZM192 189V188H191ZM205 189V188H204ZM221 190V188H219ZM1 190V189H0ZM147 190V189H146ZM40 191V193H41ZM201 191V190H200ZM204 191V190H203ZM202 191V193L204 194V192ZM28 192V191H27ZM42 192V193H43ZM146 192V191H145ZM154 192V193H153ZM210 192H213L212 189H210ZM223 192V191H222ZM36 193H39L36 192ZM65 193L64 195H68V197H64L62 198L63 196L61 194ZM201 194V192H198V194ZM207 192L205 195L208 196L207 198L203 197L205 200L210 197H214V195L212 196L211 193ZM21 194V195H22ZM199 194V195H200ZM208 194V195H207ZM211 194V195H210ZM40 195H43V194H39L38 196V199L41 200V197ZM46 197L47 195L44 194ZM217 195V193H216ZM215 195V197H216ZM223 195L224 193H222V198H223ZM7 196V197H8ZM37 196V194H36ZM198 196V195H197ZM201 196V195H200ZM200 196H198L200 198ZM204 196V195H203ZM220 196V195H219ZM32 197V196H31ZM35 197V195L33 196ZM6 197L4 196V200L6 201L5 199ZM203 198H200V200H202ZM217 198V197H216ZM221 198V201L223 200ZM27 199V198H26ZM31 199H37V197L35 198H31ZM37 199V200H38ZM43 199V198H42ZM46 199V198H45ZM56 199V200H55ZM203 199V200H204ZM212 199V198H211ZM215 199V198H214ZM213 199V200H214ZM220 200V198H218ZM33 200V203H36L35 201ZM38 200V203L40 202ZM55 200V201H54ZM198 200L199 203L198 205L200 206V201ZM204 200V201H205ZM210 200V199H209ZM208 200V201H209ZM216 200V199H215ZM214 200V201H215ZM18 201V200H17ZM22 201V200H21ZM46 201V200H44ZM53 201V202H52ZM207 201V203L209 204V202ZM1 202V200H0ZM10 202V201H9ZM20 202V201H19ZM25 202V201H24ZM76 202V203H75ZM206 202V201H205ZM217 202V201H216ZM257 202V201H256ZM256 202L254 201V203L256 204ZM23 203V202H22ZM29 203V201H28ZM32 203L31 205V202L27 205V208L29 207L30 208V213L32 214V212L35 210L36 208V205H34ZM43 203V202H42ZM40 203V204H42ZM68 203L69 206H71L70 204L72 203H75L76 205L78 204V209L76 208L75 209H71L69 207H66L65 211L61 210V207ZM207 203H205L206 205V209L207 207H209L207 205ZM9 204V203H7ZM17 204V202H16ZM21 204V203H20ZM18 204V205H20ZM37 204V203H36ZM214 204V202L212 203ZM212 204H209L211 205L212 207ZM220 204V203H219ZM218 204V205H219ZM227 205V203H225ZM38 205V204H37ZM62 205V206H60ZM67 205V204H66ZM215 205V204H214ZM24 206V205H23ZM33 206V207H32ZM35 206V207H34ZM60 206V207H59ZM202 206V205H201ZM229 206V204H228ZM62 207V209H64ZM73 207V208H74ZM203 207V206H202ZM214 207V206H213ZM220 207V205H219ZM221 207H222V204H221ZM227 207V206H226ZM13 208V207H12ZM21 209H26L27 208H23V207H20ZM28 208V209H29ZM34 208V209H33ZM63 212H60L58 213L59 209ZM68 208V209H67ZM199 208V207H198ZM201 208V207H200ZM215 208V207H214ZM230 208V207H229ZM264 208V207H263ZM33 209V210H32ZM56 209H58L56 211ZM203 209V208H202ZM209 209V208H208ZM216 209L219 211V208L216 207ZM221 209V208H220ZM230 209H233V208H230ZM41 210V211H42ZM196 210H198L199 212H197ZM212 210V209H211ZM209 209V211H211ZM96 211V210H94ZM99 211V212H100ZM195 211L197 212V214L195 213ZM213 211V210H212ZM224 211V210H222ZM98 212V211H97ZM96 212V213H97ZM182 212V211H181ZM205 212V210H204ZM204 212H202L204 214ZM236 212V211H235ZM34 213V212H33ZM42 213V212H40ZM207 214L211 215V213H208L206 212ZM205 213V214H206ZM214 213V212H213ZM219 213L221 214V212L219 211ZM229 213V212H228ZM233 213V211H232ZM102 214V213H101ZM100 214V215H101ZM188 214V213H187ZM34 215V214H33ZM219 215V214H218ZM228 215V214H227ZM234 215V214H233ZM94 216V215H93ZM96 216V215H95ZM97 216H99V214H97ZM204 216V215H203ZM38 217V216H37ZM130 217V218H131ZM206 217V216H204ZM208 217V215H207ZM230 217H231V212H230ZM257 217V216H256ZM12 220H10V219ZM32 218V216H31ZM92 218V217H91ZM140 218V219H138ZM209 218V217H208ZM207 218V219H208ZM254 218V217H253ZM252 218V219H253ZM258 218V217H257ZM99 219V218H98ZM127 219V218H126ZM219 219V217H218ZM250 219V218H249ZM38 220V221H40ZM102 220V221H103ZM131 220V219H130ZM221 220V219H220ZM242 220V219H241ZM123 221V220H122ZM195 221V222H194ZM214 221V220H213ZM218 222V220L216 219L214 222ZM35 222V223H34ZM187 224H186V223ZM251 222H255V220H252ZM99 223V221H98ZM97 223V224H98ZM110 223V222H109ZM112 223V222H111ZM132 223V221H131ZM157 223H158V228H157ZM220 223V222H218ZM231 223V221H230ZM242 223V222H240ZM239 223V224H240ZM103 224V223H102ZM108 224V223H107ZM107 224H105L107 226ZM118 224V223H117ZM192 224V223H191ZM216 224V223H215ZM246 224V223H245ZM251 223V227L253 225ZM66 225V226H67ZM104 225V224H103ZM115 225V224H114ZM160 225V226H159ZM188 225L186 227H188ZM242 225V224H241ZM32 226V227H31ZM77 226V227H76ZM116 226V225H115ZM190 226V225H189ZM217 226H219L218 224L216 225V228L217 229ZM244 226V225H243ZM31 227V228H30ZM71 227V225H69L68 227L66 228H69ZM104 228V226H102ZM191 227V226H190ZM189 227V228H190ZM242 227V226H241ZM256 227V225H253V228ZM65 228V229H66ZM102 228V229H103ZM244 228V227H243ZM252 228V229H253ZM105 229V228H104ZM107 229V227H106ZM192 229V228H191ZM191 229H189V231H191ZM240 229V228H239ZM70 230H72L70 228ZM75 230L74 233L75 234ZM96 230V229H95ZM121 230V229H120ZM126 230V229H125ZM128 230V229H127ZM218 230H220L218 228ZM244 230V229H243ZM60 231V230H59ZM66 230H64L65 232ZM101 228H100V233L98 232V234L100 235L101 234ZM107 231V230H105ZM109 231V230H108ZM211 231V229H210ZM212 231H214V236L216 237L217 235V231H215L214 229H212ZM240 231V230H239ZM63 232V233H64ZM95 232V231H94ZM198 232V231H196ZM205 233L207 231H204ZM255 232L256 230H254V234L255 235ZM70 233V231H69ZM96 233V232H95ZM200 233V231L198 232ZM198 233H195L198 234ZM219 233V231H218ZM225 232H223V235H224ZM240 233V232H238ZM252 233V232H251ZM258 233V232H256ZM97 234V235H98ZM122 234V233H120ZM176 234V235H175ZM201 234H204V233H201ZM228 234V233H227ZM226 234V235H227ZM241 234V233H240ZM62 235V234H61ZM66 235V234H65ZM71 235V234H69ZM73 235V234H72ZM124 235V234H123ZM179 236V237H175L174 236ZM191 237L190 239H193V236L192 234H190ZM213 236V234H211ZM225 235V237H226ZM233 235V234H232ZM243 235V234H242ZM102 236V234L100 235ZM119 236V235H118ZM125 236V235H124ZM203 236V235H202ZM209 236V235H208ZM211 236V237H212ZM220 236V235H219ZM218 236V237H219ZM239 236V234H238ZM122 237V236H121ZM120 237V238H121ZM128 236H125V238H127ZM128 237V238H129ZM153 237V240L151 241V238ZM197 237V236H196ZM194 237V238H196ZM199 237H200V234H199ZM210 237V239H211ZM237 237V236H236ZM242 237V236H241ZM256 237V236H255ZM253 237V238H255ZM63 238V237H62ZM61 238V239H62ZM106 238V237H105ZM124 238V237H122ZM182 239L183 241V248L181 247V249H179L177 247V243H176V240L177 239ZM198 238V237H197ZM201 238V237H200ZM213 238V237H212ZM224 238V236H223ZM234 238H235V235H234ZM71 239H73L71 237ZM70 239V241H71ZM98 241L100 238H98ZM189 239V238H188ZM187 239V240H188ZM203 239V237H202ZM209 239V238H208ZM228 239V238H227ZM226 239V240H227ZM232 239V238H230ZM238 239V238H237ZM63 241L65 239H62ZM104 240V239H103ZM116 240V239H115ZM114 240V241H115ZM119 240V238H118ZM116 240V242L118 241ZM121 240V239H120ZM197 240V239H196ZM200 240V239H199ZM234 240V239H233ZM242 240V238H241ZM60 242L59 243H62L63 241L59 240ZM96 242L97 244L99 242ZM111 241V240H110ZM123 242L127 241V239L124 241L122 240ZM121 241V242H122ZM179 241V240H178ZM182 241L181 244L179 245H182ZM194 241V240H193ZM230 241V240H229ZM238 241V240H237ZM247 241V240H246ZM257 241H260L258 240L257 238ZM65 242V241H64ZM64 242L62 244H64ZM103 242V241H102ZM112 242V241H111ZM191 242V240H190ZM199 242V241H198ZM232 242V241H231ZM101 243V241H100ZM109 243V242H107ZM119 243V241H118ZM127 243V242H125ZM196 243V242H195ZM219 243V242H218ZM224 243V242H222ZM233 243V242H232ZM231 243V244H232ZM238 243V242H237ZM260 243V242H259ZM66 244V242H65ZM75 244V245H74ZM90 244V243H89ZM103 244V243H102ZM113 244V243H112ZM117 244V243H115ZM194 244V243H193ZM217 244V243H216ZM239 244V243H238ZM246 244V243H245ZM262 244V243H261ZM260 244V245H261ZM67 245V244H66ZM70 245V244H69ZM91 245V244H90ZM99 245V244H98ZM101 245V244H100ZM99 245V246H100ZM106 245V244H105ZM109 245V244H108ZM107 245V246H108ZM111 245V243H110ZM122 246L123 243L121 244ZM127 245V244H126ZM223 245V244H222ZM225 245V243H224ZM71 246V245H70ZM72 246V247H73ZM88 246V245H87ZM106 246V247H107ZM112 246V245H111ZM121 246V248H122ZM212 246V245H211ZM216 246V245H215ZM228 246V244H227ZM233 246V245H232ZM72 247H70L72 249ZM73 247V251L71 254H73V252H75L74 250H77L78 251V248L74 249ZM96 247V246H95ZM93 247V248H95ZM98 247V246H97ZM96 247V248H97ZM117 247V246H116ZM120 247V245H119ZM231 247V246H230ZM229 247V248H230ZM80 248V249H81ZM84 248V247H83ZM82 248V249H83ZM105 248V247H104ZM124 248V247H123ZM224 248V247H223ZM241 248V247H240ZM239 246H238V251L237 253L239 252ZM9 249H12L14 250L17 255H18V263L16 262H13L11 263V260H12V257H11V254H10V251ZM79 249V251H80ZM100 249V248H99ZM197 249V248H196ZM214 249V248H213ZM67 248L65 249V252H66ZM93 250V249H92ZM105 250V249H104ZM224 250V249H223ZM234 250V249H233ZM237 250V249H236ZM76 251V252H77ZM78 251V252H79ZM91 251V249H90ZM89 251V252H90ZM98 251V250H97ZM182 251V252H181ZM71 250L68 252L67 256L70 254ZM84 252V250L82 251ZM216 252V250H215ZM96 253V252H95ZM228 253H229V250H228ZM77 254V253H76ZM76 254H73L74 256ZM91 254V253H89ZM215 254V253H214ZM73 255H69L70 257H72ZM83 255V253L81 254ZM79 255V257L81 256ZM104 255V254H103ZM228 255V254H227ZM68 256V257H69ZM87 256H88V253H87ZM171 256L173 260H176L174 263H170L169 260H168V257ZM211 256V255H210ZM234 256V255H233ZM67 257V258H68ZM77 257V255H76ZM217 257H219L217 255ZM221 257V256H220ZM240 257V256H239ZM88 258V257H86ZM85 258V259H86ZM212 258V256H211ZM223 258V257H222ZM257 258V256H256ZM208 259H209V256H208ZM219 259V258H217ZM216 259V261H217ZM84 260V259H83ZM102 260V259H101ZM211 260V259H210ZM231 260V258H230ZM172 261V260H171ZM181 261V262H180ZM207 261V260H206ZM257 261L259 262L260 260H258L257 258ZM81 262V261H80ZM215 262V261H214ZM221 262V261H220ZM223 262V261H222ZM261 262V261H260ZM77 263V262H76ZM92 263V262H91ZM94 263V262H93ZM92 263V264H93ZM213 263V262H212ZM219 263V262H218ZM216 263V264H218ZM231 263V262H230ZM229 263V264H230ZM256 263V262H255ZM79 264V263H77ZM82 264V263H81ZM205 264V263H204ZM209 264V263H208ZM214 264V263H213ZM251 264V262H250ZM260 264V263H258Z\"/></svg>",
	"mask_w": 264,
	"mask_h": 264
}]
</instances>
